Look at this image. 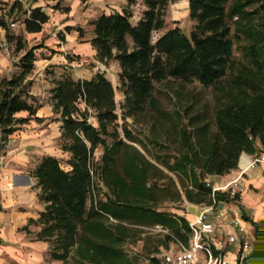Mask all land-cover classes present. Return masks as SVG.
I'll return each instance as SVG.
<instances>
[{"label":"trees","instance_id":"trees-1","mask_svg":"<svg viewBox=\"0 0 264 264\" xmlns=\"http://www.w3.org/2000/svg\"><path fill=\"white\" fill-rule=\"evenodd\" d=\"M44 1L52 2L49 5L55 10H71L62 0ZM139 1L127 0L122 12H104L88 22L87 41L96 51V60L120 67L124 137L119 132L115 88L104 73L84 80L64 76L51 90L53 112L61 122L60 148L68 157L63 162L45 156L30 172L44 209L21 229L36 242L49 244L50 261L137 264L123 249L129 230L125 225L161 226L168 231V242L189 245L190 222L155 208L157 184L152 181L162 171L133 146L139 141L125 122L148 107L157 110V85L172 79L223 89L215 111V132L207 135L208 126L199 127L192 143L182 131L188 144L185 154L172 165L164 163L171 172L192 180L191 189L184 186L190 203L212 207L238 201L239 193L232 197L214 192L200 180L197 169L222 177L237 169L243 154L264 153V0H189L192 30L187 33L176 26L156 39L154 33L166 28L168 5L177 0H143L146 8L135 22L131 7ZM8 11L26 34L41 32L50 19L42 6L26 7L21 0H14ZM0 25L15 42L16 52L23 53L17 71L0 80V135L7 142L24 126L43 121L37 116L43 105L32 93L34 80L30 79L36 47L27 49L26 37L11 34L3 18ZM73 31L79 38L88 34L84 26L68 25L59 35L65 40ZM236 43L242 45L247 61L237 71ZM21 113L27 116L17 117ZM90 118L97 120V126ZM99 147L104 152L95 163ZM4 148L0 144V152ZM100 185L109 191L106 199L101 198ZM0 212H4L1 199ZM143 264H162V260L149 255Z\"/></svg>","mask_w":264,"mask_h":264},{"label":"rangeland","instance_id":"rangeland-1","mask_svg":"<svg viewBox=\"0 0 264 264\" xmlns=\"http://www.w3.org/2000/svg\"><path fill=\"white\" fill-rule=\"evenodd\" d=\"M12 2L13 0H0V19L3 18L8 22L11 34L26 37L27 49L36 47L37 62L30 79L34 80L32 93L43 105V109L39 112L43 121L31 122L24 126L7 142L1 141L0 135V144H4L5 147L0 152V187L3 193L2 204L6 209L0 214V239L4 242V245L0 246V264H79L75 261L69 263L50 261L49 245L45 242H36L33 237L21 231L28 224L29 218L16 221L15 217L22 214L24 217L32 216L33 219H37L42 206L33 200L34 196L28 203L12 205L18 199V195L17 190H12L11 185H15L16 172L20 171L22 174L30 172L40 160L39 157L57 153L56 148L60 146V139L57 138L60 123L59 116L50 108V105L52 106L50 101L54 83L64 76H72L76 80L90 79L98 72L107 76L115 88L119 132L121 137H124L121 127L124 123L121 108L124 96L119 80V66L116 62H111L109 65L98 62L94 56V49L87 41L91 35L88 22L98 17L104 11L105 5L99 3L98 0H81V7L72 15L60 13L61 10L52 11L51 20L46 25L47 29L38 35H28L24 32L20 21L15 22L14 27L11 25L14 18L16 19V16L10 15L8 11ZM111 5L107 4L109 9H113ZM142 6L143 3L139 2L132 8L133 21L136 22L142 15ZM165 19L166 28L156 31L154 39L176 26L181 27L187 33L190 32L194 21L189 16V0L171 2L167 7ZM66 23L84 26L88 34L84 38H79L77 32L73 31L66 35L65 40H62L59 27L65 29ZM241 49L242 45L236 43L233 55L236 71L247 66ZM22 55L23 53L16 52L15 42L10 41L5 29L0 25V80L3 77H11L17 71L16 64ZM5 61L6 64L3 63ZM222 91L223 89L220 90V88H204L198 82L185 83L171 79L157 85L155 93L157 110L148 107L144 114L125 121L128 129L139 141L133 146L162 171L161 175H157L158 179L152 181L157 184L155 208L158 211L183 216L190 222L193 221L192 216L198 207H208L206 204L190 203L184 192V186L191 189L192 180L171 172L164 163L172 165L185 154L184 148L188 144L186 145L182 138V131L186 130L185 133L191 137L192 143H195L197 139L196 134L199 127L208 126L207 135L215 132V111L218 100L223 94ZM26 116L27 113L17 115L19 118ZM90 122L97 125L95 118H90ZM108 142L111 143L112 139ZM27 144L32 145V148H26ZM103 152L102 147L96 150L95 163L99 162ZM61 159L65 162L67 158ZM197 174L200 180L213 188L214 192H226L231 196L234 191L235 194L240 193L238 187L234 186L235 184L226 187L217 185L216 177L204 175L200 168L197 169ZM30 191L32 194L34 189ZM108 193L109 191L100 185L101 198L106 199L105 196ZM125 226L129 230L128 237L123 243V249L137 264L145 263L149 255L155 254L160 257L164 253L180 250L179 243L168 242L165 233L151 231L146 227Z\"/></svg>","mask_w":264,"mask_h":264},{"label":"crops","instance_id":"crops-1","mask_svg":"<svg viewBox=\"0 0 264 264\" xmlns=\"http://www.w3.org/2000/svg\"><path fill=\"white\" fill-rule=\"evenodd\" d=\"M21 1H23L26 7L42 6L43 9L50 16L49 21L51 20L53 14L52 11L58 12V10L55 11V9L52 8L51 5H49L52 2H47L44 0ZM98 2L105 5L103 8L104 11L101 12V14L104 12L111 13L114 11L122 12L123 8L127 6V0H98ZM105 2H109L107 3L109 5L114 4L111 5L113 6V9H109ZM139 2L141 4L143 3V0H140ZM139 2L137 4H139ZM62 4L70 6L71 10L69 12L61 11L60 13H69V15H72L73 13L77 12L78 8L81 7V0H62ZM133 7H135V5H133L131 9ZM145 8V4L143 3L142 11H144ZM49 21L44 25L43 30L39 33H42L43 31H45V29H47L46 25L49 24ZM68 25L72 24L66 23V26ZM61 31H64V29H61L59 27V32ZM39 33H30L28 35H38ZM95 55L96 51L94 50V56ZM3 63L6 64L7 62L5 61ZM50 108L53 111V107L51 105ZM42 109L43 107L38 111L37 114V116L41 119L42 117L39 115V112ZM59 123V127L61 128V122L59 121ZM60 128L57 135L58 140L61 137ZM26 148L31 149L32 145L27 144ZM56 149L57 153H55L54 155L45 154L39 157L40 160L37 162V164L45 156H54L59 159L68 157L67 154L63 153L60 146ZM261 156L262 154H243L240 157L239 164L236 170L222 177L213 176L214 178L216 177L215 181L217 185L226 187L231 184H236L240 192V197L238 201L220 202L216 206H214L213 211L208 213L207 216V221L215 226L216 243L219 244V246L222 248V253L225 255V257L231 264H236L240 260V255L242 254V246L244 243H247L249 245V249L244 252L242 264H256L259 260L264 262V162L257 163L254 167H252L253 161L256 158H261ZM30 172H26L25 174H22V172L20 171L16 172L17 174H15L16 176H14L15 185H11V188L12 190H17L16 194L18 195V199L15 201L11 200L14 201L12 205L28 203L30 200L32 201V198L34 196L33 200H35L42 206L41 211H43L44 206L38 200L39 191L36 189V181L34 178L31 177ZM32 188L34 189V192L31 194L30 189ZM2 195V188L0 187L1 204ZM2 207L4 208L5 212L6 209L3 204ZM209 208L210 207H198V209H196L195 211L194 216H192V220H194L196 215H198L202 211L208 210ZM4 212H0V214ZM218 213H222L223 217L218 218ZM28 218L33 219L34 217H24L22 214H18L15 217L16 221H23ZM236 222L237 225H235ZM229 235L234 236L236 238V242L229 243Z\"/></svg>","mask_w":264,"mask_h":264},{"label":"built area","instance_id":"built-area-1","mask_svg":"<svg viewBox=\"0 0 264 264\" xmlns=\"http://www.w3.org/2000/svg\"><path fill=\"white\" fill-rule=\"evenodd\" d=\"M1 14V9H0ZM15 22H12V27L15 26ZM264 162V153L261 158H256L252 167L257 163ZM234 185V184H231ZM237 187V185H234ZM235 190V189H233ZM235 195V191L232 192V196ZM214 206L208 210L202 211L193 221H190V227L192 230V237L188 246L180 245L178 252L164 253L160 256L162 264H231L225 255L222 253V248L216 243L215 226L207 221L208 213L213 211ZM223 214L218 213V218H222ZM112 222H116L111 219ZM237 225V222L235 223ZM151 231H159L161 233L168 234V231L161 226H155L150 228ZM228 242H236V238L232 235L228 236ZM249 249V245L244 243L242 246V254L240 260L236 264H242L244 252Z\"/></svg>","mask_w":264,"mask_h":264}]
</instances>
